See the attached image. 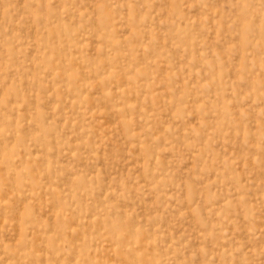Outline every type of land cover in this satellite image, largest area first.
<instances>
[{"label": "rangeland", "instance_id": "rangeland-1", "mask_svg": "<svg viewBox=\"0 0 264 264\" xmlns=\"http://www.w3.org/2000/svg\"><path fill=\"white\" fill-rule=\"evenodd\" d=\"M0 264H264V0H0Z\"/></svg>", "mask_w": 264, "mask_h": 264}]
</instances>
